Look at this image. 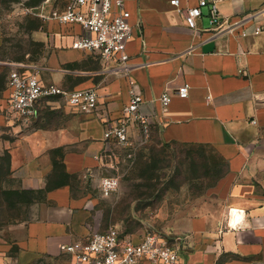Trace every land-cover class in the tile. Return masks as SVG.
<instances>
[{
  "label": "crops",
  "instance_id": "1",
  "mask_svg": "<svg viewBox=\"0 0 264 264\" xmlns=\"http://www.w3.org/2000/svg\"><path fill=\"white\" fill-rule=\"evenodd\" d=\"M179 1L125 0L133 25L128 66L152 131L170 145L214 146L230 175L225 192L200 199L175 225L184 237L177 264H264V30L253 32L264 24V0H219L224 28L218 32L211 1L202 7L198 29L186 24L184 11L199 0ZM81 32L78 24L44 20L35 34L49 45V58L38 64L0 60V68L35 69L66 90L93 87L99 94L91 113L55 96L24 118L8 112L10 72L0 85V100L7 102L0 104V264H78L62 243L111 225L137 240L147 232L136 209L128 229L105 212L109 196L98 170L112 142L104 130L119 119L130 85L119 63L72 47ZM184 83L188 95L174 94L162 112L161 93H175ZM63 173L87 185L63 182ZM23 206L28 215L15 216L12 209Z\"/></svg>",
  "mask_w": 264,
  "mask_h": 264
},
{
  "label": "built area",
  "instance_id": "2",
  "mask_svg": "<svg viewBox=\"0 0 264 264\" xmlns=\"http://www.w3.org/2000/svg\"><path fill=\"white\" fill-rule=\"evenodd\" d=\"M210 1L212 25L217 32L222 31L224 20L220 17L219 0H199L196 5L187 7L184 11L185 21L190 28L198 29L197 19L202 14V7L210 4ZM179 2L171 0L175 5H179ZM25 11L44 20L80 25L82 32L73 38V48L95 51L103 59L123 66L129 80L130 97L119 119L104 130L105 139L128 145L134 134L148 137L152 131V118L143 110V96L135 88V78L128 66L127 47L133 36V25L125 0H64L61 5L43 3ZM228 29H232L230 25ZM263 30L264 24H257L253 32ZM242 33L245 35L247 31ZM9 89L8 112L24 118L36 115L39 102L45 98L61 96L86 113L93 112L99 101L98 91L93 87L66 90L57 83L43 80L35 69L26 67H14L10 71ZM188 93V83L181 85L175 93L163 91L158 97L162 112L168 111L174 94L185 97ZM118 186V177H101L100 187L104 195L111 194ZM183 238L182 235L170 236L151 229L137 240L111 225L103 231L62 243L61 249L78 264H177Z\"/></svg>",
  "mask_w": 264,
  "mask_h": 264
},
{
  "label": "rangeland",
  "instance_id": "3",
  "mask_svg": "<svg viewBox=\"0 0 264 264\" xmlns=\"http://www.w3.org/2000/svg\"><path fill=\"white\" fill-rule=\"evenodd\" d=\"M44 2L45 0H0L2 63L22 60L38 64L51 56L49 45L35 34L36 28L40 29L43 18L32 13L26 14L23 10L24 6ZM63 2L64 0H52L51 4L57 6ZM2 65L0 85L8 81L12 67ZM4 103L0 100L2 106ZM103 158L104 164L98 170V177L116 176L119 179L118 188L106 195L109 197L104 203L105 212H109L111 223L119 222L118 225H123L125 229L133 227L136 222L132 216V210L136 209L144 224H147V231L154 229L173 236L177 231L175 225L197 201L211 193L225 192L229 184L226 160L214 146L166 144L154 131L148 137L134 134L128 145L112 142ZM61 179L63 182L71 181L80 188L88 182L82 177L69 178L64 173ZM12 211L19 218L28 215L24 206L15 207Z\"/></svg>",
  "mask_w": 264,
  "mask_h": 264
},
{
  "label": "bare ground",
  "instance_id": "4",
  "mask_svg": "<svg viewBox=\"0 0 264 264\" xmlns=\"http://www.w3.org/2000/svg\"><path fill=\"white\" fill-rule=\"evenodd\" d=\"M231 223H232V220H231Z\"/></svg>",
  "mask_w": 264,
  "mask_h": 264
}]
</instances>
